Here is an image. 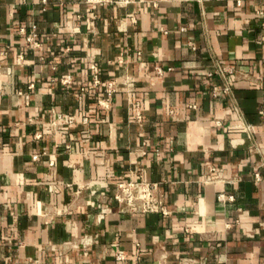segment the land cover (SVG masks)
Here are the masks:
<instances>
[{"label": "crops", "instance_id": "crops-1", "mask_svg": "<svg viewBox=\"0 0 264 264\" xmlns=\"http://www.w3.org/2000/svg\"><path fill=\"white\" fill-rule=\"evenodd\" d=\"M239 1L0 0V264H264V0ZM139 177L169 214L120 210Z\"/></svg>", "mask_w": 264, "mask_h": 264}, {"label": "built area", "instance_id": "built-area-1", "mask_svg": "<svg viewBox=\"0 0 264 264\" xmlns=\"http://www.w3.org/2000/svg\"><path fill=\"white\" fill-rule=\"evenodd\" d=\"M41 2L45 3L46 0H41ZM84 2L88 5H108L112 4L117 8H124L131 4L133 0H84ZM237 4H240L239 0H236ZM257 14H260L258 12ZM264 24V23H263ZM184 27H178V30L183 31ZM19 32L24 35L27 47L29 49H37L40 45L38 39V31L36 24H32L28 28L21 27ZM167 32V31H163ZM20 58L22 55L20 54ZM214 72L218 74L224 81L222 88L217 86H213L211 92L214 96L218 95L219 92H222L226 95L232 94V88L229 85V80L227 79V75H231L234 79H238L239 75H245L242 72H237V70L228 63L223 61L214 62ZM91 69L93 71V77L91 84L88 88H92L101 83V79L99 77V70L96 65L91 64ZM171 69V68H168ZM155 72L158 75L163 73V69L161 67H155ZM61 82L63 84L70 83V76L62 77ZM105 85V93L106 97L97 100V104L101 107H108L111 101L112 94L116 91V84L113 81L107 80L104 82ZM84 90L83 87L80 88V92ZM195 104H191L190 107L195 108ZM136 108V116L137 119L140 120L141 114L139 111L140 105L139 103L135 104ZM86 118H82V122L84 123ZM77 121L72 115L66 113H55L54 119L52 120V125L54 127H61L63 125L72 126L75 125ZM39 136V135H37ZM34 158L37 155L33 156ZM52 164V162H51ZM261 179L258 172L254 173V180L257 182ZM114 199L117 201L120 210L129 211V212H161L164 215L169 214V210L166 208L165 199L163 195V190L158 182L155 181H146L139 177L136 181H120L116 184V191L114 194ZM231 198V196H228ZM116 260L124 259V254L119 251L115 255Z\"/></svg>", "mask_w": 264, "mask_h": 264}]
</instances>
